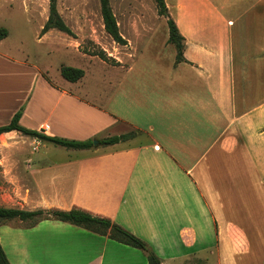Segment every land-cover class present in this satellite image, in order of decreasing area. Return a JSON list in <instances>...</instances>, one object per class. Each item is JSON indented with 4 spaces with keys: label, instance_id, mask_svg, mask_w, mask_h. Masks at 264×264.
Instances as JSON below:
<instances>
[{
    "label": "crops",
    "instance_id": "0c3cea01",
    "mask_svg": "<svg viewBox=\"0 0 264 264\" xmlns=\"http://www.w3.org/2000/svg\"><path fill=\"white\" fill-rule=\"evenodd\" d=\"M165 2L185 38L187 62L176 64L164 29L160 44L114 68L120 75L103 106L0 51V127L23 109L20 124L50 137L134 134L72 149L93 152L89 157L60 160L45 146L36 161L30 156L38 139L0 134V206L79 208L110 219L162 264H238L263 221L256 207H264V0ZM59 187L74 197L69 204L58 198ZM256 235L264 243V232ZM0 242L11 264H148L141 249L51 219L10 221L0 227Z\"/></svg>",
    "mask_w": 264,
    "mask_h": 264
},
{
    "label": "rangeland",
    "instance_id": "374dc122",
    "mask_svg": "<svg viewBox=\"0 0 264 264\" xmlns=\"http://www.w3.org/2000/svg\"><path fill=\"white\" fill-rule=\"evenodd\" d=\"M110 2L120 31L128 41L127 45L115 43L106 33L100 0H58V10L75 33V37L55 30L45 39L40 38V33L49 16L48 0H0V29L5 28L8 31V36L0 42V51L48 71V77L52 81L76 90L84 99L103 106L105 96L111 93L120 75L114 68L127 66L135 53L146 45L160 44L164 36L163 30L169 29L167 19L159 15L156 0H110ZM101 51H104L110 61L104 62L93 56L94 53ZM63 66L81 69L85 76L77 83L66 81L61 75ZM23 137L29 142H34L33 137ZM38 140L40 141L38 150L32 152L30 156L34 161L43 158L44 152H47L45 146L49 147V157L60 160L76 155L94 156L93 152L80 153ZM95 141L98 140L94 139L93 142ZM60 176L62 177V174ZM63 176L59 180L70 184L69 176ZM45 192L53 194L56 191L48 189ZM58 194L60 196L58 198L64 200L66 204L74 198L62 187H59ZM256 209L257 216L263 221L257 220L253 236L247 239L245 244L249 255L240 260L237 258L238 264H264V243H259L256 235L264 232V207ZM183 264L207 263L191 259Z\"/></svg>",
    "mask_w": 264,
    "mask_h": 264
},
{
    "label": "trees",
    "instance_id": "16d2710c",
    "mask_svg": "<svg viewBox=\"0 0 264 264\" xmlns=\"http://www.w3.org/2000/svg\"><path fill=\"white\" fill-rule=\"evenodd\" d=\"M49 1V16L48 20L43 26L40 36H44L51 30H57L65 33L68 36L75 37L73 30L67 25L58 10V0ZM101 14L103 18L104 28L107 34L113 41L119 45H127L128 41L122 35L117 17L113 12L110 0H100ZM159 15L167 19L169 27L168 43L173 45L176 49V64L187 62L184 57L185 38L182 35L177 23L171 17L168 11L165 0H156ZM8 36V31L5 28L0 29V42ZM93 56L99 57L102 61L108 62L110 59L106 56L104 51L94 53ZM115 62V61H113ZM62 77L72 83H77L85 76V72L78 68L63 66L61 68ZM23 114V109L18 111L7 125L0 127V134L17 131L25 136H30L43 141L51 142L55 145L65 147L73 150H87L95 146L93 140L89 141H75L69 139H62L57 137H50L43 135L37 131L29 130L20 124V119ZM134 134H125L121 136H114L98 140L101 146L115 145L132 138ZM56 220L64 223H69L78 227H82L88 231L102 236H108L110 239L117 242L141 249L147 253L148 264H162V260L143 240L129 232L122 226L113 223L110 219L94 216L88 212L72 209L70 211L59 210H23L4 208L0 206V227L4 224L20 220L25 222L28 226H34L43 220ZM201 262V260H198ZM0 264H11L0 242Z\"/></svg>",
    "mask_w": 264,
    "mask_h": 264
},
{
    "label": "water",
    "instance_id": "95a60500",
    "mask_svg": "<svg viewBox=\"0 0 264 264\" xmlns=\"http://www.w3.org/2000/svg\"><path fill=\"white\" fill-rule=\"evenodd\" d=\"M94 144L97 145L98 144V141H95Z\"/></svg>",
    "mask_w": 264,
    "mask_h": 264
}]
</instances>
